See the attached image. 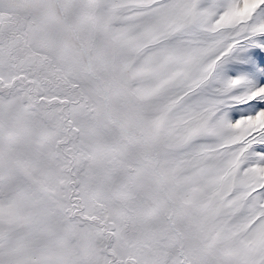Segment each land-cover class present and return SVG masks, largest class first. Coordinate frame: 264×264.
<instances>
[{
  "label": "snow or ice",
  "instance_id": "1",
  "mask_svg": "<svg viewBox=\"0 0 264 264\" xmlns=\"http://www.w3.org/2000/svg\"><path fill=\"white\" fill-rule=\"evenodd\" d=\"M0 264H264V0H0Z\"/></svg>",
  "mask_w": 264,
  "mask_h": 264
}]
</instances>
